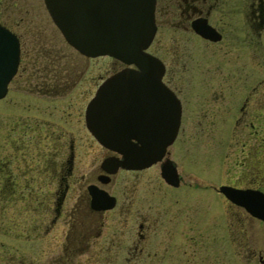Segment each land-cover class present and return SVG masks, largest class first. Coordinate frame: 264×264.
I'll return each instance as SVG.
<instances>
[{
  "label": "flooded vegetation",
  "instance_id": "flooded-vegetation-1",
  "mask_svg": "<svg viewBox=\"0 0 264 264\" xmlns=\"http://www.w3.org/2000/svg\"><path fill=\"white\" fill-rule=\"evenodd\" d=\"M154 23L145 52L162 67L158 92L138 84L120 103L138 130L163 117L167 91L177 132L158 162L110 172L103 162L121 155L90 133L86 109L107 78L142 70L87 57L62 36L74 51L68 59L38 33L27 37L0 21L19 43L16 73L0 98V264H198L214 225L223 264L228 253L237 264H264V221L230 197L250 205L264 198V0H154ZM95 62L104 65L87 75ZM160 133L133 132L131 141ZM170 164L174 184L162 176ZM152 168L156 200L138 176ZM123 173L130 178L120 183ZM92 190L106 195L104 207L92 202ZM198 201L217 202L220 220Z\"/></svg>",
  "mask_w": 264,
  "mask_h": 264
},
{
  "label": "water",
  "instance_id": "water-1",
  "mask_svg": "<svg viewBox=\"0 0 264 264\" xmlns=\"http://www.w3.org/2000/svg\"><path fill=\"white\" fill-rule=\"evenodd\" d=\"M48 13L67 43L87 57L110 56L125 64H133L140 73L122 71L107 78L90 100L85 114L86 127L96 140L110 151L121 155V159L109 157L103 167L114 172L119 166L126 169H141L161 160L165 149L176 135L179 114L175 112V101L166 91L160 98L159 108L164 111L160 121L144 124L136 130L130 123V108L120 102L128 101L137 85H149V93L158 92L155 78L162 67L154 56L145 50L152 41L154 23V0H44ZM19 61L17 37L0 25V98L15 75ZM150 78L149 83L135 80ZM160 128V132H158ZM152 135L160 138H139L131 141L132 133ZM136 137V136H133ZM113 168L109 169V165ZM168 183H175L176 173L170 164L162 170ZM222 193L228 189L222 187ZM93 203L104 207L106 195L91 191ZM231 199L244 205L250 213L264 221V198L255 205L241 203L231 194ZM101 206V207H102ZM255 206V209L253 208ZM100 207V206H98Z\"/></svg>",
  "mask_w": 264,
  "mask_h": 264
},
{
  "label": "rangeland",
  "instance_id": "rangeland-1",
  "mask_svg": "<svg viewBox=\"0 0 264 264\" xmlns=\"http://www.w3.org/2000/svg\"><path fill=\"white\" fill-rule=\"evenodd\" d=\"M7 10L3 11V7L0 6V21H4L8 24L12 25V29L17 30L19 32H28L27 37H31L32 33H38L36 36H41L42 38L47 39L51 42V44L54 45L56 50L61 53V55L67 54L66 58L70 59L69 56L72 57L73 50L65 43L62 35L60 34L59 30L52 24L51 19L46 12V9L43 5V0H23L21 7L17 8L11 5H7ZM103 66L104 63L100 64V62L97 64L90 66V69L86 72L87 75H93L95 76L100 70L98 67ZM2 103H0L1 105ZM7 108H10L9 106H3L2 110H5ZM85 143V142H84ZM87 149V148H85ZM87 163V162H86ZM187 171L189 169H186ZM158 171L157 169H149L146 172H143L142 174H139V179H141L140 182H143V186L148 189L149 192V198L151 199H157L158 193H160L159 190V179H158ZM186 173V172H185ZM186 174H189L187 172ZM138 176L136 178H138ZM118 181L120 183H124L130 178V175L128 173L119 174L117 176ZM135 178V179H136ZM146 183V186H145ZM75 190L76 188L71 189V199L73 200V197L75 196ZM70 200V201H72ZM149 201L152 203L153 200ZM217 202L211 203V205H204L201 204V201H198V210H204L205 212H208L209 214H213L214 223L218 219L220 220V215L217 213ZM204 219H202L200 222H203ZM213 223V224H214ZM216 229V226L214 225V232L212 235H214V238L206 237L205 235L204 239H207L209 241V246L207 248H203L204 251H201L199 249L197 254V262L198 264H223V242L221 241V237L219 236L221 233L220 230ZM205 241V240H204ZM218 251V252H217ZM230 259H228V264H237L238 259L234 257L232 259V254L228 253ZM218 258V261H217Z\"/></svg>",
  "mask_w": 264,
  "mask_h": 264
}]
</instances>
